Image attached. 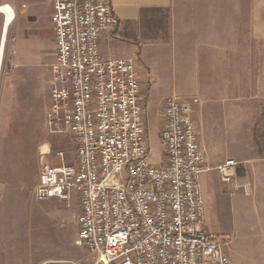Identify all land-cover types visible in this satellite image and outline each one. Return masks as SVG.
Returning <instances> with one entry per match:
<instances>
[{
	"label": "built area",
	"instance_id": "built-area-1",
	"mask_svg": "<svg viewBox=\"0 0 264 264\" xmlns=\"http://www.w3.org/2000/svg\"><path fill=\"white\" fill-rule=\"evenodd\" d=\"M51 7L56 49L48 120L54 131L71 134L73 159L56 151L58 163L42 166L34 198L77 202V243L91 264H234L223 248L227 241L200 227L199 176L211 168L190 104L174 95L161 101L163 162L151 163L135 62L106 59L101 51V33L118 24L110 0H51ZM237 165L226 159L214 167L226 187Z\"/></svg>",
	"mask_w": 264,
	"mask_h": 264
},
{
	"label": "crops",
	"instance_id": "crops-1",
	"mask_svg": "<svg viewBox=\"0 0 264 264\" xmlns=\"http://www.w3.org/2000/svg\"><path fill=\"white\" fill-rule=\"evenodd\" d=\"M110 2L118 24L113 31L101 33V51L106 59L135 61L146 98L145 121L148 109L159 113L167 96L187 101L196 117L198 144L211 168L199 176L201 193L220 191V186L230 189L214 167L233 158L249 189L235 196L252 201L256 183L259 179L264 183V0ZM4 5L11 8L12 18L6 25L0 11L1 37L2 30L7 33L17 20L16 38L33 36L54 53L51 0H0ZM153 74H165L159 76L166 80L165 89ZM167 74L180 75L175 78L177 87H170ZM196 74L206 75L205 81L194 79L186 90L184 75ZM202 226L206 229L204 222ZM232 242L237 264L240 259L264 264V228L248 236L243 231Z\"/></svg>",
	"mask_w": 264,
	"mask_h": 264
},
{
	"label": "rangeland",
	"instance_id": "rangeland-1",
	"mask_svg": "<svg viewBox=\"0 0 264 264\" xmlns=\"http://www.w3.org/2000/svg\"><path fill=\"white\" fill-rule=\"evenodd\" d=\"M16 25L17 20L8 26L0 66V264H41L56 259L91 264L92 258L77 243V202L40 201L33 196L42 166L58 161L53 155L56 151H62L65 160L71 162L73 144L70 133L54 131L48 120L53 106L55 50L53 53L52 48L47 49L27 34L23 39L16 38ZM159 76L165 74H153V79L165 89L166 80ZM166 76L170 87H177L175 78L180 75ZM204 76L184 75L186 90L194 79L205 81ZM193 117L196 123L195 114ZM145 122L149 160L162 163L158 113L148 109ZM46 149L51 155L42 157L41 151ZM238 169L237 165L230 189L220 186V191L202 190L206 229L200 226L205 233L227 241L223 248L236 264L234 236L243 231L248 236L264 228V183L258 180L252 201L241 200V195L235 194L248 193L249 189ZM240 264L248 263L240 259Z\"/></svg>",
	"mask_w": 264,
	"mask_h": 264
},
{
	"label": "bare ground",
	"instance_id": "bare-ground-1",
	"mask_svg": "<svg viewBox=\"0 0 264 264\" xmlns=\"http://www.w3.org/2000/svg\"><path fill=\"white\" fill-rule=\"evenodd\" d=\"M0 11H2L5 15V24L7 25V23L11 20L12 18V11H11V8L7 5H4V6H0ZM11 22V21H10ZM10 24V23H9ZM3 31V34L1 39H0V66H1V60H2V56H3V49H4V46H5V33H4V30Z\"/></svg>",
	"mask_w": 264,
	"mask_h": 264
}]
</instances>
